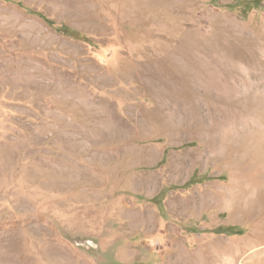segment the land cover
Segmentation results:
<instances>
[{
    "label": "rangeland",
    "instance_id": "obj_1",
    "mask_svg": "<svg viewBox=\"0 0 264 264\" xmlns=\"http://www.w3.org/2000/svg\"><path fill=\"white\" fill-rule=\"evenodd\" d=\"M261 181L264 0H0V264H246Z\"/></svg>",
    "mask_w": 264,
    "mask_h": 264
},
{
    "label": "bare ground",
    "instance_id": "obj_2",
    "mask_svg": "<svg viewBox=\"0 0 264 264\" xmlns=\"http://www.w3.org/2000/svg\"><path fill=\"white\" fill-rule=\"evenodd\" d=\"M252 150H254V146L253 145H248L238 155L235 154L233 156V160L236 163V165H237L236 167L237 168L240 169V166L243 163H246V161L248 160V158L250 159L249 154H250V152ZM240 177H243L241 175V173H237L235 175V178L232 181V183L229 184L226 187H223L221 189V192L228 198V201L226 202L227 204H225V206H227V207H229V208H231L233 210L235 209V207H237V206L240 207V205L243 204L242 203L243 198H242V192H241V190H242L243 187H247V185L249 184V182L244 181V179L243 178L241 179ZM244 195H245V193H244ZM254 205L255 204L253 202L252 203L248 202L247 208L252 209V208L255 207ZM253 244L254 243L249 242V243H247L245 245V247H248V248L251 249V247H253ZM254 245H256V244H254ZM237 252H238L239 255L236 254L235 257L233 256V260H232V262L230 261V264L231 263L236 264V262L239 260V258L244 257L245 251H242V252L237 251ZM262 254H263L262 253V249L261 250L260 249L259 250H256L252 254L246 255L245 258H244L245 259L244 262H246V264H252V263H254V264H264V255H262Z\"/></svg>",
    "mask_w": 264,
    "mask_h": 264
},
{
    "label": "trees",
    "instance_id": "obj_3",
    "mask_svg": "<svg viewBox=\"0 0 264 264\" xmlns=\"http://www.w3.org/2000/svg\"><path fill=\"white\" fill-rule=\"evenodd\" d=\"M240 1V0H239ZM61 30L63 31V33L71 38H75V39H83L84 37L81 36L78 32L74 31V30H71L69 28H61ZM232 229V228H231ZM234 230V229H232ZM235 234H242V231L240 230H235L234 231Z\"/></svg>",
    "mask_w": 264,
    "mask_h": 264
},
{
    "label": "crops",
    "instance_id": "obj_4",
    "mask_svg": "<svg viewBox=\"0 0 264 264\" xmlns=\"http://www.w3.org/2000/svg\"><path fill=\"white\" fill-rule=\"evenodd\" d=\"M262 169H263V167L260 169V173L262 172ZM261 182L263 183V186L254 188L256 190L255 196L257 198V201L259 199V200H261V202H264V182L263 181H261ZM261 207H264V204H261ZM260 215L264 216V212H261ZM262 236L264 237V233L262 234Z\"/></svg>",
    "mask_w": 264,
    "mask_h": 264
},
{
    "label": "water",
    "instance_id": "obj_5",
    "mask_svg": "<svg viewBox=\"0 0 264 264\" xmlns=\"http://www.w3.org/2000/svg\"><path fill=\"white\" fill-rule=\"evenodd\" d=\"M74 243L79 246H84L92 249L97 248V245L91 240H74Z\"/></svg>",
    "mask_w": 264,
    "mask_h": 264
}]
</instances>
